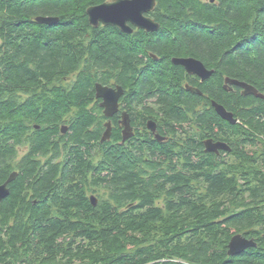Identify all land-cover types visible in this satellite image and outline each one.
<instances>
[{"label": "trees", "instance_id": "1", "mask_svg": "<svg viewBox=\"0 0 264 264\" xmlns=\"http://www.w3.org/2000/svg\"><path fill=\"white\" fill-rule=\"evenodd\" d=\"M102 1L0 0V184L19 172L0 203V264H264V134L230 125V163L217 157L195 162L187 150L181 174L159 168L168 153L162 152L150 157L149 180L141 178L146 172L135 167L131 153L103 151L96 163L83 147L96 138L88 131L93 118L83 109L93 79L86 77L69 95L56 86L77 58L69 40L87 31L86 10ZM157 2L165 17L161 31L176 35L177 48L218 65L214 98L225 100L231 112L253 105L245 114L264 117V100L238 90L228 94L221 80L227 74L264 94V0ZM38 17L59 22L42 25ZM123 58L128 64L131 56ZM19 95L30 98L19 101ZM71 105L82 110L69 136L76 146L70 162L53 163L59 150L52 149L46 165L27 157L15 164L18 145L48 154ZM98 189L103 195L95 207L88 194ZM160 198L165 210L155 206ZM236 235L257 246L230 256Z\"/></svg>", "mask_w": 264, "mask_h": 264}, {"label": "flooded vegetation", "instance_id": "2", "mask_svg": "<svg viewBox=\"0 0 264 264\" xmlns=\"http://www.w3.org/2000/svg\"><path fill=\"white\" fill-rule=\"evenodd\" d=\"M106 3H110V0L87 8L89 28L69 40L72 45L70 51L77 55L75 65L65 70L63 82L56 86L69 95L86 77L93 79L92 92L84 102L83 109L93 118L88 131L95 133L96 138L88 147H83L92 152L96 163L102 162L103 151H126L135 158V167L138 166L146 172L141 178L149 180L152 174L150 157H162V152L168 153L165 160L157 161L159 168L170 174H181L183 153L187 150L193 151L191 156L195 162L217 157L220 161L230 163L234 157V148L231 152L219 150V154L207 151L208 142L231 145L230 125L239 127L243 134H264V122H259L261 119L264 121V117L256 116L252 120L245 114L252 110L253 105L240 106L237 111L234 108V112H231L225 100L223 103L214 98L210 87L218 65L211 64L208 58L199 57L194 52L177 48L181 43H175L176 35L161 31L160 20L165 17L158 15V2L152 12L144 14L159 24L160 28L155 32L144 30L132 23L127 24L130 32H123L118 27L101 22L97 27L91 25L88 9ZM169 35L173 36L172 40L168 39ZM126 54L131 56L128 64L124 62V58L120 59V56ZM183 59H193L201 63L203 68L197 67L196 72H189L186 67L176 63ZM221 80L228 94L238 90L246 97L244 90L232 83H247L246 81L227 74H222ZM17 98L24 102L30 97L19 95ZM215 103L232 114L235 124L218 114ZM81 110V106L71 105L61 115L59 132L53 136L47 149L48 154L31 153V144L18 145L14 155L15 164L21 163L27 157L26 159L46 165L53 157L52 149L59 150V157L53 163H69L68 154L76 148L69 136L79 121ZM214 114L224 123L215 122ZM257 123L262 126L258 127ZM238 141L241 143L243 140ZM242 148L243 146L239 150ZM14 173H17V179L19 172L14 171L11 175ZM12 184L13 182L7 186L9 194L0 203L10 196ZM102 195L101 189L90 191L88 199L92 203L91 198L94 197L97 207L101 203ZM32 197L31 193L26 202ZM164 200L157 199L155 206L165 210ZM36 203L35 200L33 204ZM139 204L137 200L129 205V209Z\"/></svg>", "mask_w": 264, "mask_h": 264}, {"label": "water", "instance_id": "3", "mask_svg": "<svg viewBox=\"0 0 264 264\" xmlns=\"http://www.w3.org/2000/svg\"><path fill=\"white\" fill-rule=\"evenodd\" d=\"M214 2V0H211ZM157 6V0H110V3L102 4L100 6L91 7L88 9V16L91 25L97 27L99 23H103L108 26H115L120 28L123 32H130L128 23H132L137 27L144 30L155 32L158 31L160 26L156 24L152 19L145 17L144 14L152 12ZM36 22L42 25H55L59 22V19L52 17H38ZM177 64L183 65L189 72H196L197 67L203 68L202 64L193 59H183L176 61ZM196 67V69H194ZM232 83L244 90L245 96H255L260 99H264V94L260 93L254 86L247 83H240L232 81ZM215 108L218 114L225 120H228L235 124L231 113L227 112L221 105L215 103ZM219 150L231 152L232 149L229 145L223 143H207V151L219 154ZM17 177V173L12 174L7 182L0 186V200L5 198L8 194L7 186L13 182ZM92 204L96 205V199L91 198ZM257 244L254 240H248L242 235L234 236L229 243L228 254L235 256L243 253L249 248L256 247Z\"/></svg>", "mask_w": 264, "mask_h": 264}]
</instances>
